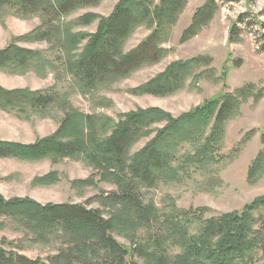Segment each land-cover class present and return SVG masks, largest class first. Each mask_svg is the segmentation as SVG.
I'll return each instance as SVG.
<instances>
[{
  "label": "trees",
  "instance_id": "1",
  "mask_svg": "<svg viewBox=\"0 0 264 264\" xmlns=\"http://www.w3.org/2000/svg\"><path fill=\"white\" fill-rule=\"evenodd\" d=\"M100 1L0 0V10L10 7L21 15L43 17L46 20L44 28L28 37L56 39L52 46L64 55L67 72L72 74L79 88L88 92L110 77L158 60L162 56V45L168 40L187 0H121L110 16L100 18L96 32L88 35V42L79 51L78 44L84 35L72 32L70 21L63 22L64 15L77 7ZM213 2L207 1L194 13L192 23L183 32V39L195 35L198 27L209 19ZM97 17L88 13L79 17V21L88 23ZM53 20H59L58 25L53 26ZM139 24L152 27L151 34L133 50L122 52V41ZM199 62L202 59L198 57L175 61L142 85L140 91L157 95L174 92L193 74ZM50 63L44 52L24 48L15 42L0 49V69L7 72L23 73L34 66L45 72ZM245 89L238 94L226 93L207 99L178 117L160 107L140 109L123 115L107 136L99 135L100 116L75 109L66 114L58 132L52 136L31 144L0 141V157L50 156L58 160L84 154L102 176H112L122 187L110 198L122 206L121 213L111 218L80 204L44 205L31 198L6 199L1 193L0 213L22 218V222L40 229L60 228L72 233L75 243L52 258L55 264H91L97 259L102 264H137L128 258L132 256L145 258L147 264H260L256 253L264 235L255 225L262 224L264 219V195L241 210L218 216L206 218L203 216L205 208L198 207L161 218L156 205L152 201L145 203L136 189L141 185L151 187L159 180L179 181L189 175L192 168L198 170L217 163L223 126L239 108V94ZM57 101L59 96L54 90H8L0 86V108L6 110L24 112L30 107V110L45 112ZM162 122L164 125L156 129L154 136L130 154L133 143L144 135V130ZM262 140L264 142V132ZM263 159L260 154L254 160L250 176L263 164ZM53 176L55 174H49L43 180H51ZM142 226H153L156 230L149 233L146 241L132 248L119 242L113 233L117 227L137 229ZM0 264L44 263L0 246Z\"/></svg>",
  "mask_w": 264,
  "mask_h": 264
},
{
  "label": "rangeland",
  "instance_id": "2",
  "mask_svg": "<svg viewBox=\"0 0 264 264\" xmlns=\"http://www.w3.org/2000/svg\"><path fill=\"white\" fill-rule=\"evenodd\" d=\"M121 0H101L95 5L77 7L64 15L71 31L84 36L78 44L81 51L88 35L95 33L101 17H108ZM209 0H187L172 27L168 40L162 45L158 60L145 62L129 72L110 77L85 92L67 72L65 57L54 50L56 39H32L44 21L40 15H21L6 7L0 10V49L11 42L44 52L51 60L45 72L32 67L23 73L0 69V86L6 89L53 91L59 101L48 110L19 112L0 108V141L31 144L54 135L71 110L101 117L100 136L110 135L123 115L160 107L175 117L226 93L239 94L240 105L223 126L222 146L218 162L202 169L190 170L179 181H157L153 186L136 188L145 203L153 202L160 217L182 214V211L205 208L208 218L241 210L253 199L264 195V162L250 176L254 160L264 157V0H213V12L195 35L185 39L183 32L193 21L194 13ZM94 13L91 22L79 17ZM53 20L52 25H58ZM147 24L137 25L122 41V52L136 48L152 32ZM233 30V31H232ZM233 32V35H232ZM56 33H59L56 27ZM198 57L199 62L182 87L174 92L157 95L140 91V87L163 73L175 61ZM47 112V113H46ZM164 122L155 123L132 145L130 154L141 149ZM104 126L105 128H102ZM65 139V138H64ZM66 140V139H65ZM69 140V138H67ZM264 161V159H263ZM55 174L51 180H43ZM121 185L112 176H102L88 158L50 156L25 159L19 156L0 157V193L6 199L31 198L40 204H80L97 210L105 218L120 215L122 206L110 200L119 193ZM24 219L0 213V246L44 264H55L54 256L75 243L76 237L62 229L46 230L22 222ZM199 222V221H198ZM198 226V224H197ZM153 226L137 229L117 227L114 236L132 248L147 240ZM255 227L264 235V219ZM195 229V227H193ZM257 260L264 264V240L258 247ZM137 264L146 259L128 257ZM72 264H85L73 262ZM91 264H102L94 260Z\"/></svg>",
  "mask_w": 264,
  "mask_h": 264
}]
</instances>
